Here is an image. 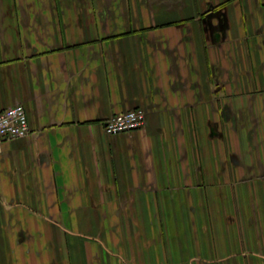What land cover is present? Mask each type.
Returning a JSON list of instances; mask_svg holds the SVG:
<instances>
[{
  "label": "crops",
  "instance_id": "1",
  "mask_svg": "<svg viewBox=\"0 0 264 264\" xmlns=\"http://www.w3.org/2000/svg\"><path fill=\"white\" fill-rule=\"evenodd\" d=\"M17 104L0 264H264V0H0Z\"/></svg>",
  "mask_w": 264,
  "mask_h": 264
},
{
  "label": "built area",
  "instance_id": "2",
  "mask_svg": "<svg viewBox=\"0 0 264 264\" xmlns=\"http://www.w3.org/2000/svg\"><path fill=\"white\" fill-rule=\"evenodd\" d=\"M147 124V113L136 108L118 113L103 125L108 134L117 135L140 130ZM31 132L27 109L17 104L0 112V141L23 138Z\"/></svg>",
  "mask_w": 264,
  "mask_h": 264
}]
</instances>
